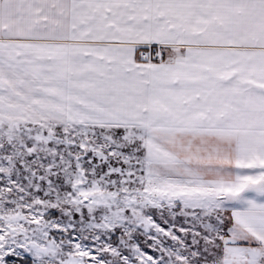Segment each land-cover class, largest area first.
<instances>
[{
    "label": "snow or ice",
    "instance_id": "obj_1",
    "mask_svg": "<svg viewBox=\"0 0 264 264\" xmlns=\"http://www.w3.org/2000/svg\"><path fill=\"white\" fill-rule=\"evenodd\" d=\"M0 264H264V0H0Z\"/></svg>",
    "mask_w": 264,
    "mask_h": 264
}]
</instances>
